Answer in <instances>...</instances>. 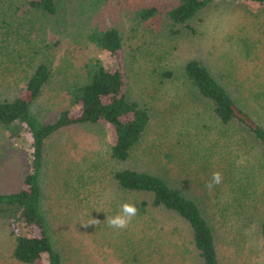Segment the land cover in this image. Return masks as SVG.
Listing matches in <instances>:
<instances>
[{
  "label": "trees",
  "instance_id": "obj_1",
  "mask_svg": "<svg viewBox=\"0 0 264 264\" xmlns=\"http://www.w3.org/2000/svg\"><path fill=\"white\" fill-rule=\"evenodd\" d=\"M226 1L264 12V0H0V264H169L174 251L231 264L251 246L264 264L262 70L247 83L235 71L257 25L225 13ZM194 39L206 60L163 63V42L171 53ZM127 69L147 78L142 99ZM215 129L239 154H209ZM68 131L73 140L50 144ZM213 172L222 182L209 191ZM124 203L137 215L110 227Z\"/></svg>",
  "mask_w": 264,
  "mask_h": 264
},
{
  "label": "rangeland",
  "instance_id": "obj_2",
  "mask_svg": "<svg viewBox=\"0 0 264 264\" xmlns=\"http://www.w3.org/2000/svg\"><path fill=\"white\" fill-rule=\"evenodd\" d=\"M222 2V1H221ZM222 4V3H221ZM224 5V12L226 13L227 10H230L233 12L234 14V18L235 20H238V18H243L244 21L246 23L251 22V23H255L257 25L256 30H254V33L252 34L251 37H253V43L254 46L251 49V51L248 49V54H250L252 52L253 56L251 55L250 58L248 60H246L245 62L247 64L244 65H240L239 67H241V69H236L235 71H237V81L240 80V82L242 81L243 83H247V80L250 81L249 78L253 77L254 74V79H255V74L258 71L259 74H257L256 79L260 78V71L262 73V82L260 83V89H262L264 91V64H262L264 62V56L261 53H264V12H260L258 11L257 7L254 5H245V4H239V3H230V2H223ZM226 9V10H225ZM261 16V17H260ZM108 24H113L112 21L110 20L108 22ZM224 24V22L221 23ZM225 28V27H224ZM213 41V40H212ZM201 39H194L191 41H185L183 43H181L179 46V48L177 50H173L171 53L169 52V50H167L168 48L165 49V44L163 42V44L161 45L160 49L161 51L159 52L161 55V60H163L164 64H169V65H179V67L183 64V62L187 61V59L189 58H193V57H199L201 59H207L208 58V54L205 53L206 51V47L203 45V43H200ZM214 43L216 41H213ZM218 45V44H217ZM216 46V45H215ZM230 46V44H229ZM104 63L109 64V63H113V61L117 60L118 64H123V59L121 54L119 53L116 57V59L112 58L109 54L107 53H102L99 56ZM163 57V58H162ZM169 58H172L171 61L169 60ZM247 59V58H246ZM170 61V62H169ZM172 62V63H171ZM210 64H212L213 66H220L219 64H217V62H211ZM260 64H261V68H260ZM248 65H251L250 67ZM139 68V65H136L135 68ZM228 68V66H226ZM256 71V72H255ZM255 72V73H254ZM135 72H133V70H131V72L127 69L124 73V79H125V83L129 85V93L131 96H133L134 98H141L144 96L143 94H145V87H146V81L147 78H142L138 77L139 74L137 75ZM217 73L219 75H221L218 71ZM224 75L227 77L229 76V73H226L224 71ZM252 76V77H251ZM257 83V84H259ZM237 85V84H236ZM235 85V86H236ZM73 115H79L80 113V107H74V109L72 110ZM19 131L21 133V135L24 137H29L27 132L19 126ZM196 129V126H195ZM198 129V128H197ZM219 136V130L215 129L214 131H212L211 133L205 135L206 140L203 139V145L206 148H209L208 150L210 151L209 154H213L215 149H218V151L216 153H214L215 155H217L218 152H223L225 156H227V158L234 155L239 154V150L240 148L238 147H234V145H228V143L225 142H221V144H218V141H216V136ZM75 134L73 131H68L66 133H63L62 136H57L54 137L51 141L50 144H54L56 146V144L62 143L65 144L67 141L69 140H73ZM106 138V140L110 143V144H114L116 141V134L113 128L107 127L106 128V134L104 136ZM52 150V151H51ZM50 152L54 151V148L51 147ZM223 161H224V157ZM217 159V158H216ZM215 158L211 157V161H214ZM228 164V162H227ZM253 167V166H252ZM184 169H187V167H185ZM245 170H249V167L244 168ZM258 168H252V172L254 173L253 178L251 179L254 183L258 182V176L259 175V171L257 170ZM58 181V179H56ZM202 180V179H201ZM247 180L246 183H244V185H247L249 183L248 179H244ZM202 182V181H201ZM255 185V184H254ZM199 191L201 192V187H198ZM262 191H264V188L262 189ZM202 193V192H201ZM260 216L264 215V208L261 206L260 209L258 210ZM255 221H257L256 219H254ZM253 228H254V224H253ZM34 233L35 235H39V231L37 229H34ZM246 234V232H245ZM85 236V235H84ZM83 235H80L78 232H75V237L81 239L82 241V246H89V248H85V252H92L94 246L92 241L88 238V237H84ZM248 236V235H247ZM90 237L92 238H97L99 241H104L102 237H100L98 235V232L93 234L92 236L90 235ZM246 237H242V236H238L237 241H241V240H245ZM98 246V245H97ZM250 250H253L252 252V256L249 260H244V257H247V248L245 247V249L243 251H239L237 257H235L233 259V261H231V264H259L257 263L259 261V259H257V255H255V249L254 247H250ZM234 252V250L231 248L230 254H232ZM172 253L173 256H171L168 260L169 264H191V261L189 260V258L187 256H185L183 253H181V251H175L174 252H170ZM97 254V253H96ZM107 255V254H106ZM97 255H95V257H97ZM99 257H97L96 259H98ZM101 258H99L100 260ZM110 261H112L110 259ZM102 264H108L107 262H103ZM112 264H116V263H112Z\"/></svg>",
  "mask_w": 264,
  "mask_h": 264
},
{
  "label": "clouds",
  "instance_id": "obj_3",
  "mask_svg": "<svg viewBox=\"0 0 264 264\" xmlns=\"http://www.w3.org/2000/svg\"><path fill=\"white\" fill-rule=\"evenodd\" d=\"M222 182V174L220 172H213L210 182L206 185L209 191H211L215 185ZM137 208L133 204L124 203L121 205V214L115 217H107V224L115 229H124L131 222V219L137 215ZM99 224V221L94 220L91 225Z\"/></svg>",
  "mask_w": 264,
  "mask_h": 264
}]
</instances>
